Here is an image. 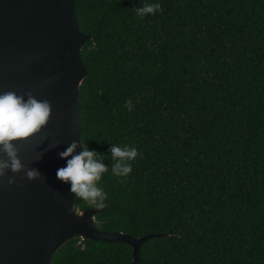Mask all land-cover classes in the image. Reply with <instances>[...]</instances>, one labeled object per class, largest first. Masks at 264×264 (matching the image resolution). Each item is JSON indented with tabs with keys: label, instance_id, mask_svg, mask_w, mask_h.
I'll return each instance as SVG.
<instances>
[{
	"label": "trees",
	"instance_id": "obj_1",
	"mask_svg": "<svg viewBox=\"0 0 264 264\" xmlns=\"http://www.w3.org/2000/svg\"><path fill=\"white\" fill-rule=\"evenodd\" d=\"M146 2L75 0L91 35L80 139L109 165L96 225L164 233L136 264H264V0H159L140 17ZM112 143L143 153L126 178L111 172ZM131 260L128 243L74 237L50 264Z\"/></svg>",
	"mask_w": 264,
	"mask_h": 264
},
{
	"label": "water",
	"instance_id": "obj_2",
	"mask_svg": "<svg viewBox=\"0 0 264 264\" xmlns=\"http://www.w3.org/2000/svg\"><path fill=\"white\" fill-rule=\"evenodd\" d=\"M90 37L79 28L75 0H0V92L31 94L51 106L41 132L17 143L21 160L42 176L11 170L0 176V264H50L74 237L128 243L136 264L141 244L164 234L99 228L96 214L103 208L77 209L69 185L56 176L66 159L59 152L73 140L76 151L81 146L78 100L87 68L80 50ZM8 176L15 181L8 183Z\"/></svg>",
	"mask_w": 264,
	"mask_h": 264
},
{
	"label": "clouds",
	"instance_id": "obj_3",
	"mask_svg": "<svg viewBox=\"0 0 264 264\" xmlns=\"http://www.w3.org/2000/svg\"><path fill=\"white\" fill-rule=\"evenodd\" d=\"M160 10L162 5L159 0L146 2L135 9L140 17L154 15ZM125 106L128 109L133 107L131 99L125 102ZM50 111V102L46 99H37L31 94L25 98L15 90L0 92V176L8 170L22 171L28 179L42 176L38 168L30 167L21 160L17 143L40 133L42 126L49 120ZM79 143V151H76L77 141L73 140L59 152V156L66 159L64 164L57 168L56 176L69 185V191L76 198L97 209L103 208L108 197V192L100 184L103 174L109 170L108 163L104 162L105 154L90 148L88 143L82 142L80 138ZM109 152L112 161L111 172L122 178L132 172V162L137 156L143 155L138 152L137 147L119 143H112ZM7 179L8 183L15 181L13 176H8Z\"/></svg>",
	"mask_w": 264,
	"mask_h": 264
}]
</instances>
